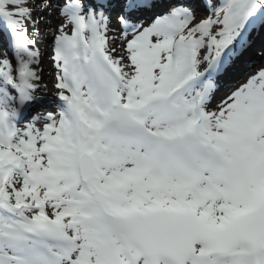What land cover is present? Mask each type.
Listing matches in <instances>:
<instances>
[{
	"label": "snow or ice",
	"instance_id": "1",
	"mask_svg": "<svg viewBox=\"0 0 264 264\" xmlns=\"http://www.w3.org/2000/svg\"><path fill=\"white\" fill-rule=\"evenodd\" d=\"M0 48V264H264V0H0Z\"/></svg>",
	"mask_w": 264,
	"mask_h": 264
},
{
	"label": "bare ground",
	"instance_id": "2",
	"mask_svg": "<svg viewBox=\"0 0 264 264\" xmlns=\"http://www.w3.org/2000/svg\"><path fill=\"white\" fill-rule=\"evenodd\" d=\"M50 20L52 21V25L54 24V27L57 25V22L59 21V17L57 16V14L54 10L51 12V19ZM51 35H52V29H46L44 26L41 25L38 47L40 48V50L44 51V54H43L44 57H42L43 62L40 66H41V69L43 70L42 86H46V90L41 93V96H42V102L41 103H43L45 101L46 93H49L52 95L55 93V88H54V83H55L54 72H55V70H54V67H53L52 62H51L52 44H51V41H49L48 44L46 43L47 36L51 38ZM0 51H2V48L0 49ZM258 58H259V53H257L255 57H252L247 63L241 65L237 71L230 74L227 78H225L224 81H226V83L227 82L229 83V81H231L232 85L234 83V84H237V86H238L239 81H237V82H233V81L237 80L238 77H240V75H241L240 72L243 70L244 66L248 65V63H250L251 61L257 60ZM262 64H264V60H262L260 65H262ZM245 74H246V72H245ZM228 89L229 88H226V90H228ZM224 95H225V93L217 96V100H219V98L224 96ZM37 105H39V104H37Z\"/></svg>",
	"mask_w": 264,
	"mask_h": 264
},
{
	"label": "rangeland",
	"instance_id": "3",
	"mask_svg": "<svg viewBox=\"0 0 264 264\" xmlns=\"http://www.w3.org/2000/svg\"><path fill=\"white\" fill-rule=\"evenodd\" d=\"M47 22H48L49 24H52V21H51V20H48ZM42 26H43V24H42ZM53 27H54V24H53ZM52 34H53V33H52ZM51 36H52V35H51ZM49 41H51V38L47 36L46 43L48 44ZM41 52H42V54L44 53V51H42V50H41ZM259 60H260V59H259ZM259 60H257V61H259ZM255 63H256V61H255V62H252V63H251L252 66H255ZM252 66H251L250 68H247V69H251ZM40 67H41V66H40ZM255 67H256V66H255ZM258 68H259V67H256L255 70H257ZM247 69H246V67H245V68L241 71V75H240V77L242 76V77L244 78V80H246V78L249 76V75H244L246 71L250 72V71L247 70ZM248 72H246V74H247ZM251 73H252V72H251ZM224 92H225V91H224ZM222 93H223V92H222ZM219 94H220V93H218L217 96H218Z\"/></svg>",
	"mask_w": 264,
	"mask_h": 264
}]
</instances>
